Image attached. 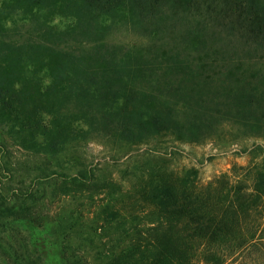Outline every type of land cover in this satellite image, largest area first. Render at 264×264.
Returning <instances> with one entry per match:
<instances>
[{
    "label": "trees",
    "instance_id": "1",
    "mask_svg": "<svg viewBox=\"0 0 264 264\" xmlns=\"http://www.w3.org/2000/svg\"><path fill=\"white\" fill-rule=\"evenodd\" d=\"M200 8L226 28L234 25L248 51L264 47V0H0V106H12L10 97L16 101L17 121L9 129L24 135L19 145L40 138L42 150L52 156L69 140L85 141L101 133L127 141L147 140L163 131L192 137L191 127L200 125L198 118L182 122L178 114L183 105L161 90V85L169 89L174 83L163 77L160 84L155 67L148 66L137 49L109 44L104 38L116 23L149 27L158 21L165 27L180 26L188 17L184 13ZM201 41L192 43L204 45L190 49L192 54L171 46L163 73L178 80L195 76L207 84L219 78L222 83H247L236 108L221 114L257 127L260 123L251 115L264 99V69L255 61L233 57L228 49L222 54L210 50ZM39 73L49 79L46 88L35 77ZM142 76L152 82L146 89H136L133 80ZM194 128L198 134L200 127ZM53 174L54 170L46 175L52 183L51 199L57 196V186L64 197L87 195L92 201L97 191L109 194L108 184L99 185L91 169L60 174L58 181ZM195 176L193 169L176 177L146 176L134 191L146 212L140 219L135 210L123 214L116 203L101 200L99 211L83 223L64 218L65 264H82L77 254L89 250L81 244L92 248L94 237L102 244L110 235L115 248L106 250L102 244L95 250L97 264H222L237 251L264 242V214L258 215L264 210V173L253 174L249 194L238 186L226 188L221 175L204 183ZM71 236L75 242L69 241Z\"/></svg>",
    "mask_w": 264,
    "mask_h": 264
},
{
    "label": "rangeland",
    "instance_id": "2",
    "mask_svg": "<svg viewBox=\"0 0 264 264\" xmlns=\"http://www.w3.org/2000/svg\"><path fill=\"white\" fill-rule=\"evenodd\" d=\"M184 14L188 17L178 22L181 27L178 24L165 27L158 21L149 27L112 24L104 40L137 49L144 55L146 64L155 67L160 84L163 77L174 83L169 89L161 85V90L183 105L184 111L178 114L182 122L188 124L192 118H198L200 125L191 127L192 137L163 131L152 134L147 140L136 141L134 137L127 141L101 133L90 135L85 141L69 140L62 150L50 156L42 150L40 138L20 146L24 135H17L16 128L9 129L17 121L15 99L10 97L13 105L8 108L0 106V264H65L61 252L64 218H78V223H83L91 218L92 212L99 211L96 206L100 200L103 204L116 203L123 214L135 210V217L143 218L146 215L144 204L134 191L148 175L176 177L193 169L201 183L221 175L226 188L234 185L242 188L244 194L251 192L253 174L264 173V99L251 115V120L260 124L249 128L239 118L228 120L221 114L228 107L230 111L236 108L248 88L247 83H222L219 78L207 84L195 76L174 79L167 75L172 73H163V61L171 46L191 53L190 49L204 46L192 43L203 40L210 50L214 48L222 54L228 49L233 57L255 61L256 67L264 69V47L252 46L248 51L249 47H244L234 25L226 28L224 23L206 17L201 8ZM164 15L167 17L168 12ZM221 54L214 56L220 58ZM25 75L29 77L30 71ZM35 77L39 78L41 88H46L49 81L46 74L39 73ZM254 80L251 78L252 82ZM133 81L140 90L148 88L152 82L148 76ZM260 86L258 82L257 87ZM231 87L233 90L229 91ZM29 92L30 89L25 91V98L29 97ZM2 98L0 93V100ZM215 98L217 100H213ZM40 118L48 121L45 114ZM195 126L200 127L198 134L193 131ZM201 133L207 136L203 139ZM83 168L93 170L98 184L106 183L112 191L109 190V194L97 191L90 201L87 195L64 197L57 186V196L50 198L52 183L46 177L48 172L54 170L51 177L58 181L60 174L70 175ZM261 212L264 214L262 209L258 215L261 216ZM94 238L92 248L86 242L81 244V248L89 250L87 254H77L81 255L82 264H97L93 259L94 251L101 249L102 244L106 250L115 246L113 235L103 239L102 244ZM69 241L75 242L74 237H69ZM254 263L264 264V242L237 251L222 264Z\"/></svg>",
    "mask_w": 264,
    "mask_h": 264
}]
</instances>
